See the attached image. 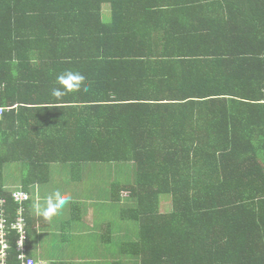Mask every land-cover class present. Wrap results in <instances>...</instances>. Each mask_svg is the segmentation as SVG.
Returning a JSON list of instances; mask_svg holds the SVG:
<instances>
[{
    "label": "trees",
    "instance_id": "1",
    "mask_svg": "<svg viewBox=\"0 0 264 264\" xmlns=\"http://www.w3.org/2000/svg\"><path fill=\"white\" fill-rule=\"evenodd\" d=\"M104 2L163 28L137 49L135 35L100 37ZM74 53L102 59L80 67L87 92L57 99ZM0 107V198L13 221L3 166L19 161L28 236L30 186L50 164L121 161L136 176L110 196L127 200L109 203L127 241L109 264H264V0H0Z\"/></svg>",
    "mask_w": 264,
    "mask_h": 264
},
{
    "label": "crops",
    "instance_id": "2",
    "mask_svg": "<svg viewBox=\"0 0 264 264\" xmlns=\"http://www.w3.org/2000/svg\"><path fill=\"white\" fill-rule=\"evenodd\" d=\"M107 9L104 10L103 8ZM145 12L135 14L131 11H121L116 16L114 11L111 9V4L109 2H104L100 4V24L98 26V30L101 31L100 37H104L105 35H135L137 39L134 41L133 49L139 48L140 41H145L147 44V40L149 41V37H151L155 31L163 28L162 24V16H158L155 19H152V15L156 13H151L145 16ZM118 13V12H116ZM159 13V12H157ZM84 16V15H79ZM148 18V20L146 19ZM79 23V22H78ZM132 41V39H131ZM94 43L92 47L94 49H98V46L107 47L103 45ZM131 44V42H130ZM114 49V47H113ZM117 49H119L117 47ZM76 52L80 51L81 53L87 51L88 49L85 46H82V43L77 44ZM73 57H65L63 60L58 62V65L64 67V69L71 68L75 70H80L83 65H92L95 64L94 61H101L102 58L97 57L95 59H86L81 58L77 53H74ZM97 59V60H96ZM56 98V97H55ZM20 105V103L16 102L13 109ZM23 105V104H22ZM67 105V104H66ZM13 163H17L21 166L22 171L17 173V176L11 174L9 177H5L3 172V186L12 192L14 189L23 188L22 177L25 173V167L19 161H12ZM71 163V162H70ZM9 162L4 164L3 168H5ZM73 164V163H72ZM58 164L52 163L48 167V175L47 178L43 182H34L31 187V193H34L33 201L29 205V213L30 216L33 217L32 226L29 230V246L28 252H30V256L34 259H44L51 264V257L44 255L43 250L41 249L42 243L47 241L57 242L59 241V236L70 237L73 236L79 237L81 239L80 245L78 244V248L82 249V253H71L74 258L80 257H94V254L91 252L95 249V246L92 245L94 243L97 244V237L103 236V233L107 232L108 229V218L109 215H106L101 209L103 205H107L109 201L100 202L97 205L93 206L96 203V198L90 194L82 197L72 196L73 200L70 201L65 207L52 218L51 222L45 221L42 217L38 216L34 210V205L37 202L43 203L46 200V197L54 190L60 189L62 192H70L72 191L68 187H64L65 184L63 181H58L53 178V173L57 169ZM24 167V168H23ZM67 189V190H65ZM97 188H93L92 190H96ZM76 193V192H75ZM127 193L126 190H120L119 194L122 196ZM90 195V196H88ZM81 202V203H80ZM96 218H95V216ZM118 215L116 212H113V219ZM60 222L59 228H56V223ZM66 221V225L63 222ZM63 234V235H62ZM89 237L94 238V243H90L87 239ZM54 243L50 247H53ZM98 249H101V246H97ZM67 252V251H66Z\"/></svg>",
    "mask_w": 264,
    "mask_h": 264
},
{
    "label": "rangeland",
    "instance_id": "3",
    "mask_svg": "<svg viewBox=\"0 0 264 264\" xmlns=\"http://www.w3.org/2000/svg\"><path fill=\"white\" fill-rule=\"evenodd\" d=\"M104 10L107 8L104 7ZM6 164V163H5ZM24 168V167H23ZM22 168L19 164L9 162V164L3 168L5 177H9L11 174L17 176V173H20ZM124 176L126 178L134 179L136 176L135 166L133 163H124V162H82V163H60L57 166V169L53 173V178L58 181H63L65 186L72 191V196L82 197L87 194L92 195L96 198V203L93 206L97 205L100 202L111 201L118 203L120 206H124L127 203V200L122 198L120 200H114L112 196L113 190L122 185ZM131 180V179H129ZM97 188L96 190H92ZM67 190V189H65ZM76 192V193H75ZM82 192V194L80 193ZM88 195V196H90ZM128 194H124L123 197H126ZM111 198V199H110ZM81 203V202H80ZM109 203L102 206V211L109 215L108 218V229L106 233H103V236L97 237V244L101 246V249H98L96 243H94V238L89 237L87 240L92 245L95 246V249L91 252L94 254V257H83L80 255L77 259L73 257L75 254L71 253H82V249L78 248L80 245L81 239L79 237L73 238L59 236V241L50 242L46 239L42 243L41 249L43 254L51 257V264H109L107 261L108 255L118 256L119 260L125 261L123 254L118 253V248L122 242L127 241L123 238L122 230L125 222L121 223L123 220L120 216L113 219V210L110 207ZM108 206V207H106ZM162 211L168 210L170 208V202L166 198H162L160 202ZM95 216V214H94ZM96 218V216H95ZM120 223L118 232L116 231L117 224ZM66 225V221L63 222ZM56 228H59L60 222L56 224ZM131 232L129 234L135 233V238L138 237V225L136 222H130ZM122 232V233H121ZM134 232V233H133ZM106 242V240H110ZM129 240V239H128ZM54 243L53 247H50ZM67 251V252H66ZM41 260V259H36ZM44 260V259H42ZM46 261V260H45ZM48 262V261H47Z\"/></svg>",
    "mask_w": 264,
    "mask_h": 264
},
{
    "label": "built area",
    "instance_id": "4",
    "mask_svg": "<svg viewBox=\"0 0 264 264\" xmlns=\"http://www.w3.org/2000/svg\"><path fill=\"white\" fill-rule=\"evenodd\" d=\"M3 108L0 107V115ZM12 200L17 203L16 215L13 221H8L4 208L5 200L0 198V264H9L10 238L15 234L14 243L16 258L20 264H48L45 260H36L27 254L28 232L25 218L26 208L24 203L28 200V193L22 188L14 189L11 192Z\"/></svg>",
    "mask_w": 264,
    "mask_h": 264
},
{
    "label": "clouds",
    "instance_id": "5",
    "mask_svg": "<svg viewBox=\"0 0 264 264\" xmlns=\"http://www.w3.org/2000/svg\"><path fill=\"white\" fill-rule=\"evenodd\" d=\"M57 87L51 89V95L57 99L62 98L68 93L89 90L88 84L85 83V76L82 72L75 69H65L56 77ZM73 200L70 192H62L60 189H54L43 203L37 202L34 205L36 214L42 217L45 221L51 222L70 201Z\"/></svg>",
    "mask_w": 264,
    "mask_h": 264
}]
</instances>
